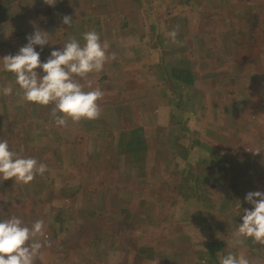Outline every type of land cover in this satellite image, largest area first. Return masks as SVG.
Returning a JSON list of instances; mask_svg holds the SVG:
<instances>
[{
  "label": "rangeland",
  "instance_id": "obj_1",
  "mask_svg": "<svg viewBox=\"0 0 264 264\" xmlns=\"http://www.w3.org/2000/svg\"><path fill=\"white\" fill-rule=\"evenodd\" d=\"M37 30L49 40L34 45L41 62L92 30L116 59L74 77L104 93L102 113L67 127L55 124V105L23 100L0 60V89H13L0 94V141L47 165L27 185L0 176V220L44 221L36 264H220L210 242L264 264L251 239L230 246L253 210L246 195L264 193V0H0V59ZM138 128L144 161L126 153Z\"/></svg>",
  "mask_w": 264,
  "mask_h": 264
},
{
  "label": "clouds",
  "instance_id": "obj_2",
  "mask_svg": "<svg viewBox=\"0 0 264 264\" xmlns=\"http://www.w3.org/2000/svg\"><path fill=\"white\" fill-rule=\"evenodd\" d=\"M49 6H55L56 0H44ZM70 16L63 17V23L72 25ZM174 43H178L176 30L168 34ZM28 43L19 49L16 55H6L2 59L3 70L11 72L22 92V99L40 106L55 105L52 116L55 124L67 127L68 121L79 123L81 120H96L101 117V107L98 103L104 93L99 89L85 91L74 77L87 80L89 74L100 73L104 65L116 59L115 53H109L110 45L101 42L99 33L95 30L85 32L83 46L72 37L62 50H53L46 62H41V49L49 43L48 33L40 30L27 37ZM43 70V75L37 71ZM89 87L91 82L89 81ZM13 89L5 86L0 94L10 96ZM59 113V115L57 114ZM253 154L261 151L256 149ZM47 165L32 157H22L9 149L6 140L0 141V176L3 180L13 179L22 184L31 183L37 175H43ZM246 201L253 205V210L245 209L243 223L233 233L230 246L243 245L251 239L253 244L264 246V193L249 192ZM203 238V237H202ZM48 243L43 220H37L31 227L12 216L0 220V264H36L41 257V250ZM220 264H251L243 254L229 253L220 258Z\"/></svg>",
  "mask_w": 264,
  "mask_h": 264
},
{
  "label": "trees",
  "instance_id": "obj_3",
  "mask_svg": "<svg viewBox=\"0 0 264 264\" xmlns=\"http://www.w3.org/2000/svg\"><path fill=\"white\" fill-rule=\"evenodd\" d=\"M170 70L172 71V76L173 78L177 79L180 81L179 83L187 84V85H192L194 84V81L192 78H190L189 72L185 71L180 73L177 68H172L171 66ZM147 140L144 137V130L142 128L136 129V132L132 133L129 138H126V143L125 145L127 146L126 153L127 154H132L133 157H138L136 161H142L145 160L147 156V146L146 142ZM223 244L222 243H217V242H210L207 245L206 250L210 253V256L213 260L218 261L219 257H224V249H223ZM141 254H143L144 258H152L155 254L151 251L144 248H140ZM207 264H213L211 260L208 261Z\"/></svg>",
  "mask_w": 264,
  "mask_h": 264
}]
</instances>
